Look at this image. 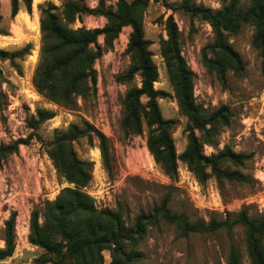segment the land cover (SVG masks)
<instances>
[{
	"label": "trees",
	"instance_id": "16d2710c",
	"mask_svg": "<svg viewBox=\"0 0 264 264\" xmlns=\"http://www.w3.org/2000/svg\"><path fill=\"white\" fill-rule=\"evenodd\" d=\"M11 18L14 19L25 6L30 14L33 0H10ZM151 2H163L174 11H182L193 18L208 22L214 32V41L205 48V60L223 82L229 70L242 75L245 64L234 49L230 37L243 27H254L253 46L261 53L264 77V0H250L247 6L241 0H225L220 8L198 4L196 0H181L179 5L166 0H117L108 6L100 0L90 7L85 0H64L62 6L52 1L39 5L41 50L33 76L40 94L66 108L77 107L78 98H86L97 91L98 72L96 60L114 47L124 27L131 26L127 52L131 57L128 69L119 76L122 82L137 77L141 85H133L126 92L120 127L125 135H144L155 161L171 179L178 178L179 161L185 163L197 179L205 184L214 177L218 181L249 183L250 176L241 167L252 155L236 152L225 146L218 153L207 155L206 144L213 145L223 126L230 123L231 112L223 105L214 110L197 101L194 89L196 73L182 54L181 32L171 14L165 21L167 38L161 42L170 83L181 113L187 118L188 142L178 153L173 129L176 120L163 115L160 102L167 95L156 88L160 70L151 49L152 40L146 37L145 16ZM84 15L105 16L103 27H76ZM4 19L0 0V22ZM8 34L6 30H0ZM104 37V44L99 38ZM29 42L14 51L0 49V59L10 60L18 67V60L31 54ZM5 81L0 68V84ZM47 108H37L29 118L33 131L28 138L10 144H0V160L19 150L21 142L28 143L37 134L44 121L56 116ZM82 138L93 144L98 141L102 162L107 172L113 166L112 143L109 136L95 124L83 118L71 122L66 129H56L48 143V155L59 174L71 185L64 187L55 199H48L31 217V243L42 249L36 264H106L104 251H109V264H136L143 259L138 249L149 226L164 220L176 225L183 236L190 233H207L224 228L230 238L228 264H243L233 230L245 228L247 252L251 264H264V212L253 213L251 206L244 207L234 218H212L191 221L185 212L170 208L171 194L150 213L141 212L134 224L128 225L121 209L99 208L96 199L87 191L93 180L94 161L79 156L75 142ZM42 218V222L40 219ZM16 213L6 222L5 246L0 247V261L12 256L15 248L14 225Z\"/></svg>",
	"mask_w": 264,
	"mask_h": 264
},
{
	"label": "rangeland",
	"instance_id": "374dc122",
	"mask_svg": "<svg viewBox=\"0 0 264 264\" xmlns=\"http://www.w3.org/2000/svg\"><path fill=\"white\" fill-rule=\"evenodd\" d=\"M46 1L62 6L64 0H44L40 4ZM85 1L92 8L100 3V0ZM105 1L108 6L117 2ZM166 1L174 5L181 2ZM241 1L244 6L250 2ZM196 2L217 9L225 0ZM39 5L34 6L33 3V11L25 26L21 23L22 14L16 19L9 16L0 22V30L8 32L4 34L0 31V49L14 51L29 42L33 43L31 54L24 60H18V67L10 60L0 59V68L5 76V81L0 84V144L28 138L33 131L29 128V118L36 114L37 108L51 109L57 114L40 124L36 136L28 143L21 142L17 152L0 160V247L5 246L6 222L16 213L14 252L0 264H36L42 255V249L31 243L32 213L42 208L46 200L55 199L64 187L71 185L59 174L50 159L48 143L56 129H66L71 122H79L83 118L109 136L113 154V166L109 173L104 168L97 140L93 144L86 138L75 142L79 156L94 161L93 180L86 189L94 196L99 208L121 209L129 226L134 224L141 212L153 211L168 193L171 194L170 208L176 212L185 211L191 221L234 218L246 206H251L253 213L264 212L263 57L252 44L253 26L247 25L237 35L230 37L245 67L242 75L229 70L227 80L223 82L206 64L204 50L215 36L208 22L169 9L163 2H151L145 16L146 37L152 40L151 49L160 70L155 86L167 92L159 102L164 117L176 120L173 137L178 153L185 149L188 142L187 118L180 111L161 53V42L167 38L165 21L171 14L181 32L182 54L196 73L194 89L197 101L210 110L226 105L232 114L229 125L220 129L215 143L205 145V153H218L228 145L236 152L252 155L239 167L250 176L249 183L220 182L212 177L203 184L182 161H179L178 178L173 180L167 176L148 148L147 129L144 135H125L121 130L126 92L133 85H141L139 77L131 82L119 80L131 63L127 52L131 26L124 27L114 47L96 60L97 91L86 98L79 97L77 107L66 108L38 92L33 76L41 50ZM106 22L105 16L84 15L75 26L103 27ZM99 43L104 44V37L99 38ZM21 117L25 118L24 123H21ZM11 125H15L20 134L17 139L12 137ZM195 180L203 190H209L212 197L214 191L219 192L223 204L229 205L231 211L199 206L194 192ZM233 235L243 264H251L245 228L236 226ZM229 246L230 238L224 228L183 236L176 225L161 220L149 226L146 236L139 243L138 249L143 259L136 264H228ZM104 254L106 264H109L110 252L106 250Z\"/></svg>",
	"mask_w": 264,
	"mask_h": 264
},
{
	"label": "built area",
	"instance_id": "2783aa9c",
	"mask_svg": "<svg viewBox=\"0 0 264 264\" xmlns=\"http://www.w3.org/2000/svg\"><path fill=\"white\" fill-rule=\"evenodd\" d=\"M25 118L21 117V123H24ZM11 129V133H12V137L14 139H17V137H20V134L17 133L16 131V126L11 125L10 126ZM198 180V179H197ZM195 180L196 183V187L194 189L195 195H196V201H198L199 206L201 207H207L210 209H222L223 211H225L227 209V211H231L230 206H225L223 204L222 198L220 196L219 192L214 191V197H212V193L209 192V190L205 191L200 187V184L198 183V181Z\"/></svg>",
	"mask_w": 264,
	"mask_h": 264
},
{
	"label": "crops",
	"instance_id": "0c3cea01",
	"mask_svg": "<svg viewBox=\"0 0 264 264\" xmlns=\"http://www.w3.org/2000/svg\"><path fill=\"white\" fill-rule=\"evenodd\" d=\"M1 4H2V14L4 16V19L3 20H5V19H7L11 15V1L10 0H1ZM19 14H22L23 15V18L21 20V23H22L23 26H25L28 23V19L30 18L31 14L26 11V8H25L24 5H23L21 11L19 12ZM17 16L15 17V19L17 18Z\"/></svg>",
	"mask_w": 264,
	"mask_h": 264
},
{
	"label": "bare ground",
	"instance_id": "6f19581e",
	"mask_svg": "<svg viewBox=\"0 0 264 264\" xmlns=\"http://www.w3.org/2000/svg\"><path fill=\"white\" fill-rule=\"evenodd\" d=\"M43 0H33L34 6H37L40 2H42ZM18 36L20 37L21 34L20 32L17 30Z\"/></svg>",
	"mask_w": 264,
	"mask_h": 264
}]
</instances>
